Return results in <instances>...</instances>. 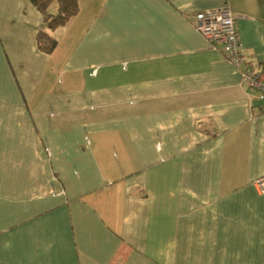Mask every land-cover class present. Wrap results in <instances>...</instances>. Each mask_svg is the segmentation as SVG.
Wrapping results in <instances>:
<instances>
[{
	"label": "crops",
	"instance_id": "1",
	"mask_svg": "<svg viewBox=\"0 0 264 264\" xmlns=\"http://www.w3.org/2000/svg\"><path fill=\"white\" fill-rule=\"evenodd\" d=\"M77 2L0 0V264H264V111L191 22L264 69V0Z\"/></svg>",
	"mask_w": 264,
	"mask_h": 264
},
{
	"label": "built area",
	"instance_id": "2",
	"mask_svg": "<svg viewBox=\"0 0 264 264\" xmlns=\"http://www.w3.org/2000/svg\"><path fill=\"white\" fill-rule=\"evenodd\" d=\"M193 27L207 41L210 48L218 50L232 64L245 81L248 90L255 93L264 111V69L253 68L241 46L237 19L229 6L207 8L195 12L191 20ZM257 188L264 192V176L256 179Z\"/></svg>",
	"mask_w": 264,
	"mask_h": 264
},
{
	"label": "trees",
	"instance_id": "3",
	"mask_svg": "<svg viewBox=\"0 0 264 264\" xmlns=\"http://www.w3.org/2000/svg\"><path fill=\"white\" fill-rule=\"evenodd\" d=\"M30 3L41 13L45 26L54 30L65 25L79 10L77 0H29ZM55 6V11L51 7ZM39 50L50 54L56 47L57 42L44 31H38L36 35Z\"/></svg>",
	"mask_w": 264,
	"mask_h": 264
}]
</instances>
